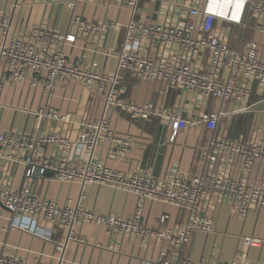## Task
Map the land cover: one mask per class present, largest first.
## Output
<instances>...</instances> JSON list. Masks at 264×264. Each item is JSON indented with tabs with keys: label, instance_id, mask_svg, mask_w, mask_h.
I'll use <instances>...</instances> for the list:
<instances>
[{
	"label": "built area",
	"instance_id": "built-area-1",
	"mask_svg": "<svg viewBox=\"0 0 264 264\" xmlns=\"http://www.w3.org/2000/svg\"><path fill=\"white\" fill-rule=\"evenodd\" d=\"M72 10L68 29L58 31L46 25L30 29L14 28L13 15L0 10V86L18 85L42 88L45 101L38 109H24L37 119H52L70 126L72 120L51 105L59 85L79 83L95 89L104 97L105 111L115 108L134 118L161 117L166 122L169 140L175 141L181 130L205 125L214 130L202 151L204 168L187 173L178 165L163 177L146 169L123 172L108 167L94 158L95 148L104 142L111 145V154L122 157L133 144L131 137L117 134L105 113L80 124L77 137L57 132L30 133L0 130V160L8 175L24 167L23 182L16 187L13 178L0 181V203L10 213L8 230L21 229L55 241L52 259L65 264L67 242L87 243L76 226L85 222L103 226L112 235H131L143 241L166 242L170 249L183 251L196 231L211 232L213 220L201 214L207 204L228 203L245 218L251 208L264 209V190L249 183V173L257 162L264 163V143L259 140H232L215 131L222 111L208 109L211 102L241 99L246 89L232 78H245L264 85V61L255 41L240 46L231 43L234 28L246 30L253 19H264V0H59ZM129 11L125 24L116 20H90L75 12L79 3ZM123 29L122 40L106 48V57L116 56L117 69L109 72L93 59L89 63L75 60L67 50L80 45L84 52L91 41H99L110 29ZM83 45V47H82ZM82 47V48H81ZM98 51V48L95 52ZM148 83L160 95L161 105L152 101L139 103L124 95L126 84ZM46 145L55 146L45 154ZM239 164L241 175H233L222 165ZM42 176L46 170L60 182L79 180L83 185L97 183L135 193L138 205L133 215L123 217L113 212L96 213L85 209L80 200L75 205H61L55 199L41 197L34 189V170ZM83 197L84 195L81 194ZM146 201L171 204L189 213L177 228H170L164 213L159 226L143 221ZM48 223L51 235H43L29 227ZM248 246H260L262 239L245 237ZM0 264H53L40 258L32 262L0 253ZM145 264H232L173 260L167 250L158 260Z\"/></svg>",
	"mask_w": 264,
	"mask_h": 264
},
{
	"label": "crops",
	"instance_id": "crops-1",
	"mask_svg": "<svg viewBox=\"0 0 264 264\" xmlns=\"http://www.w3.org/2000/svg\"><path fill=\"white\" fill-rule=\"evenodd\" d=\"M0 10L12 13L14 28L30 29L43 24L62 32L68 29L73 14V10L59 0H0ZM75 12L90 20L107 18L120 24H125L129 19V11L125 9L112 7L107 10L81 2ZM123 34V29L112 28L105 35L96 38L99 41L89 42L84 52L78 45L73 49L70 47L67 53L84 63L95 59L104 69L114 72L117 69L116 56L106 57L103 52L120 42ZM247 40L258 44L261 59L264 61V19H253L246 30H232L231 43L234 46H240ZM97 48L98 51L95 52ZM232 80L244 87L246 94L241 99L217 100L208 105V109L225 114L215 132L232 140L256 139L264 143V85L239 77ZM124 95L139 103L152 101L156 107L162 103L160 95L148 83L126 84ZM44 101L42 88L0 86V130L57 132L74 139L82 122L100 118L105 113L110 127L117 134L131 137L133 144L122 157L111 154L110 143L99 144L95 148L94 158L100 163L123 172L146 169L157 177L165 176L175 165L187 173L199 172L204 168L201 154L214 133V130L205 125L181 130L175 141L171 142L163 118L152 116L148 119H136L130 113L110 107L105 111L104 97L95 89L79 83L59 85L51 102L54 109L69 114L72 120L70 126L49 118L42 121L33 113L24 110L38 109ZM54 150L55 146L46 145L44 153L48 155ZM226 166L233 175H241L243 172L239 164L230 167L227 164L222 165L221 169H226ZM10 177L16 187L20 186L24 167H18L11 176L8 175L4 161L0 160V181ZM32 182L41 197L55 199L61 205H75L80 200L85 209L96 213L113 212L129 217L138 205V196L135 193L108 185H83L79 180L60 182L54 177L50 179L38 175ZM249 183L264 190V163L257 162L253 165L249 173ZM236 211L228 203L203 205L201 214L213 220L214 230L194 232L182 252L170 249L166 242L157 243L154 239L143 241L131 235L116 236L103 226L85 222L77 225L76 230L87 243L67 242L65 264H145L147 259L158 260L159 253L163 250H167L173 260L188 258L212 263L264 264V209L251 208L245 218L239 217ZM164 213L170 215L167 222L170 228L180 227L189 217L187 211L175 205L146 201L143 206V221L151 227H158L159 218ZM10 216L9 211L0 203V253L28 262L41 257L43 261L57 264L52 255L55 253V241L60 239V233L54 230L53 242L21 229L8 230ZM39 225H31L29 229L51 235V225L42 221ZM245 237L259 238L263 243L260 246H248L244 242Z\"/></svg>",
	"mask_w": 264,
	"mask_h": 264
},
{
	"label": "water",
	"instance_id": "water-1",
	"mask_svg": "<svg viewBox=\"0 0 264 264\" xmlns=\"http://www.w3.org/2000/svg\"><path fill=\"white\" fill-rule=\"evenodd\" d=\"M34 172H35V175H38V176L41 175V170L39 168H36L34 170ZM53 175H54L53 172L52 171H49V170L44 171L43 174H42V176L47 177V178H50V179L53 178ZM4 209H6V208H4Z\"/></svg>",
	"mask_w": 264,
	"mask_h": 264
},
{
	"label": "rangeland",
	"instance_id": "rangeland-1",
	"mask_svg": "<svg viewBox=\"0 0 264 264\" xmlns=\"http://www.w3.org/2000/svg\"><path fill=\"white\" fill-rule=\"evenodd\" d=\"M103 96V95H102Z\"/></svg>",
	"mask_w": 264,
	"mask_h": 264
}]
</instances>
